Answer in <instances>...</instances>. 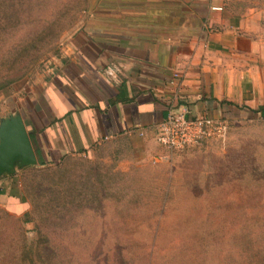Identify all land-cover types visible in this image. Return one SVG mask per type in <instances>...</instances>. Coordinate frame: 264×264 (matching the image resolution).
Wrapping results in <instances>:
<instances>
[{"label":"rangeland","instance_id":"obj_1","mask_svg":"<svg viewBox=\"0 0 264 264\" xmlns=\"http://www.w3.org/2000/svg\"><path fill=\"white\" fill-rule=\"evenodd\" d=\"M12 1L0 28L8 95L56 69L59 36L85 4ZM231 2L264 22V0ZM210 142L145 153L124 141L3 176L19 197L0 194V264H264V121L228 123Z\"/></svg>","mask_w":264,"mask_h":264},{"label":"crops","instance_id":"obj_2","mask_svg":"<svg viewBox=\"0 0 264 264\" xmlns=\"http://www.w3.org/2000/svg\"><path fill=\"white\" fill-rule=\"evenodd\" d=\"M231 1L85 0L59 36L56 69L1 90L0 118L19 112L37 160L124 141L160 148L167 99L229 125L264 121V22Z\"/></svg>","mask_w":264,"mask_h":264},{"label":"built area","instance_id":"obj_3","mask_svg":"<svg viewBox=\"0 0 264 264\" xmlns=\"http://www.w3.org/2000/svg\"><path fill=\"white\" fill-rule=\"evenodd\" d=\"M180 76L174 72L172 80ZM166 114L157 126L156 141L167 150H180L199 145L206 138L225 137L228 122L210 116H191L186 106L166 100ZM140 135L143 133L140 132Z\"/></svg>","mask_w":264,"mask_h":264},{"label":"water","instance_id":"obj_4","mask_svg":"<svg viewBox=\"0 0 264 264\" xmlns=\"http://www.w3.org/2000/svg\"><path fill=\"white\" fill-rule=\"evenodd\" d=\"M37 164V155L19 112L0 118V179Z\"/></svg>","mask_w":264,"mask_h":264},{"label":"trees","instance_id":"obj_5","mask_svg":"<svg viewBox=\"0 0 264 264\" xmlns=\"http://www.w3.org/2000/svg\"><path fill=\"white\" fill-rule=\"evenodd\" d=\"M15 6H16V4L12 0H0V28H2V26L6 27L7 25L11 24V20H12L13 16H15V13H16L15 12L16 9H14ZM2 89H3L2 86H0V91ZM29 137H30L31 142H32L34 139V135H32V133H29ZM35 152H37L36 149H35ZM64 157H62L61 159H63ZM43 164L44 163L42 161H39V165H43ZM62 171L60 169L59 164H57V178L60 179L61 181H64V175H63L64 173H62ZM10 187L11 188L9 189V192L7 194L9 203L11 201L13 202V200H11L12 197H19L17 187H15V185H10ZM4 192H5L4 189H0V194H3ZM57 192H59V191H57ZM68 196H70V194H68ZM23 201H24V197L22 196L21 201H19V203L23 202Z\"/></svg>","mask_w":264,"mask_h":264}]
</instances>
